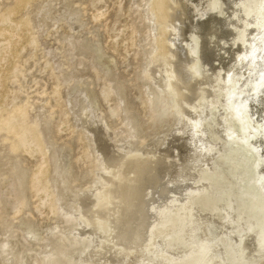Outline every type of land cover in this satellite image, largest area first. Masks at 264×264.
Returning <instances> with one entry per match:
<instances>
[{
	"label": "bare ground",
	"instance_id": "obj_1",
	"mask_svg": "<svg viewBox=\"0 0 264 264\" xmlns=\"http://www.w3.org/2000/svg\"><path fill=\"white\" fill-rule=\"evenodd\" d=\"M68 1L43 0L37 10L38 21L23 24L16 15L26 1L14 0L11 10L8 7L0 14V42L4 44L0 47L1 65L16 47L13 39L18 40L23 26L30 31L36 24L37 33L31 29L28 35L29 46L39 48L37 34L46 21L59 25L62 14L55 13L57 3L65 7L63 15L67 20L63 24L74 28L78 13ZM173 3L141 0L132 13L138 16L144 30L131 25L129 37L124 29L115 38L118 41L126 36L123 42L132 47L139 46L142 39L146 42L148 50H136L135 54L144 57L136 80L143 82L138 99L149 122L161 125L169 107L176 111L161 142L146 145L155 154H144L134 147L142 127L124 101L123 84L115 81H106L110 85H105L101 95L107 104L115 102L108 119L117 121L110 122V127L95 119L78 136V141L85 143L78 160L87 165L81 179H88L85 187H79L77 178L69 181L59 167L56 177H52L50 163L56 166V147L46 135L52 114L42 101V106L37 107L40 111L28 102L15 107L18 93L10 103L15 108L14 116L7 118L3 114L9 104H0V144L5 145L0 148L3 264L7 263L4 255L13 254V234H20L25 241L24 237L32 234L15 223L28 207L27 182L39 197L41 209H47L55 223L70 231V235H59L52 244L54 249L36 255L33 264H264V165L257 168L259 161L254 156L236 149L239 145L235 141H242V136L233 130L237 121L243 125L247 122L246 117L242 122L243 117L235 115V106L246 107L248 100H239L234 91L264 46V0ZM142 7L147 8L146 15L141 14ZM199 8L207 14L205 18L197 13ZM99 13L96 20L105 16ZM155 23L160 24L157 30ZM64 48L62 57L69 62L71 71L75 67L72 59L80 58L87 48L72 36L65 39ZM49 62L46 69H53ZM93 70L99 80L107 77ZM50 75L56 81L52 89L55 104L61 109L57 133L68 125L74 134L61 90L75 78L66 71L57 75L54 70ZM159 77L167 79L169 90L158 86ZM258 104L250 110L254 111L253 117L264 121V92ZM251 141H256L258 154L264 160V138L258 141L253 137ZM21 151L37 155L30 178L20 161ZM228 174L236 177L233 192ZM257 183L258 190L254 186ZM2 190L7 191L8 199L2 197ZM9 210L15 217L7 215ZM11 264H25L22 254L14 256Z\"/></svg>",
	"mask_w": 264,
	"mask_h": 264
},
{
	"label": "rangeland",
	"instance_id": "obj_2",
	"mask_svg": "<svg viewBox=\"0 0 264 264\" xmlns=\"http://www.w3.org/2000/svg\"><path fill=\"white\" fill-rule=\"evenodd\" d=\"M1 1L0 10H2V8L3 10L0 11V14L6 11L8 7L11 10V5L14 6V0ZM24 1H26L27 5L21 6L18 9L16 20L23 24L27 21L36 23V21H38V19H36L37 10L40 8L43 0ZM68 2L70 3V8L78 13L75 19L78 24L74 28H69L68 25L63 24V22L65 23L67 20L66 16L63 15L65 13V7L57 3L55 13L59 15L62 14L63 16L61 15L59 17L60 19L57 22L59 25H54V23L49 20L46 21L43 30L37 34L39 35L38 40L40 42V46L37 50H33L29 46L31 36H28L32 33L31 29H34V32L37 33V30L34 28L36 24L32 26L30 31H26L28 28L24 26L20 28L18 31V40L17 38L15 40L13 39V47L16 46L15 48L12 47L14 50L11 49L13 53L10 50L11 52L9 51L6 55V61L3 62L2 65L0 63V82L3 83L1 84L3 87L0 88V104L2 107L7 106V103L9 104L8 111L3 114L5 118L14 116L15 108L11 107L10 103L12 98L18 93L19 99L15 102V107L27 102L32 104L35 109L39 106L41 107L42 103L44 106L46 105L48 107L45 108L46 111L52 114V119L46 128V135L49 136L47 139L55 142L52 141V144L54 143L53 145L56 147L54 155L57 158V161L55 160L56 166L54 162L50 163L52 177H56L55 170L59 167L60 171L62 173L64 172V175L67 176L69 181H72V178H77L79 180V187H85L88 183V179H81L87 170V165L84 166L78 161L82 156L81 154H83L85 143L78 141V136L83 131L84 126L90 125L95 119L106 122L110 127H112L114 121H117L115 119H111L112 121L108 119L110 107L114 106L115 102L111 101L112 103L110 104L104 102L101 92L105 88V85L108 86L112 84L111 82L113 81L123 84L124 101L131 109L132 116L135 117L142 127L140 129L142 132L141 138L134 146L138 152L150 155L155 154V151L152 148L149 149L146 145L149 143L161 142L160 139L164 138L163 135L169 130V127L176 118V111L172 109V107H169L171 108L168 114L169 116L167 115L165 117L164 122L161 123V125H153V123L149 122L148 117L146 118L145 115L147 112L142 107L140 99H138L140 97L138 96L140 95V87H142L143 82L136 80L139 71L137 68L140 67L141 60H143L144 63V57L136 56L135 52L136 50L143 51L145 49L147 51L148 48H145L146 42H144L143 39L137 44L139 45L137 46L138 48L132 47L131 44L126 45L123 40L126 36L129 37L133 25L139 28L140 31L144 30V27L139 26L138 16L132 13L136 6L141 3V0H69ZM170 3L174 4L173 0H170ZM142 9L140 10L141 14L144 13L143 15H146L147 8L142 7ZM196 11L199 14L201 13L203 18L207 15L201 12L200 8ZM98 13L104 14L105 16L96 20L95 15ZM158 25L160 24L155 23L156 30ZM167 26L172 28L171 23H168ZM124 29L126 30V36L124 38L122 36V38L116 41V35ZM157 32L158 35L161 34L159 31ZM171 34H173V32H171ZM69 36H72L75 41L80 40L82 43L84 42L87 48L80 53V58L76 57L72 59V65L75 67H73L71 71L69 70L71 69L69 68V62L62 57L65 55V39ZM0 41H3V39L0 38ZM3 45L4 44L0 42V47ZM262 47L261 52H258L256 55V62L254 64H249L248 73H245L243 78L238 81L234 91V94L239 100L244 98V101L246 99L249 103V105H246V107L242 106V108L241 106H237L239 104L235 106V115L239 118L243 117L244 120H242V122L245 121V117L247 118V122H245L244 125L241 124L240 121H237V124L233 125L234 133L242 136V141H235V144L239 145L236 149L240 151V153L249 152L254 156V159L259 161L257 168L264 165V160L260 158L258 154V145L256 141H251V139L254 137L259 141V139L264 138V121H260V119L253 117L252 112L254 111L250 109L251 107L256 108L259 105V96L261 92H264V46ZM33 54L35 55L32 56ZM46 62L52 64L53 69H46ZM93 68L99 71L101 75H106L107 77L102 79V81L99 80ZM54 70L57 75L62 71H66L67 75L71 74V76L75 78L74 81H71L63 88V91L61 90L62 99H64V104L69 113L70 125L72 127L74 126V134H71L68 125L65 126L63 132L57 133L56 128L61 118V109H57L55 97L52 93L56 81L52 79L50 74ZM106 81H110V84ZM158 86L165 91L169 90V84L165 77H159ZM238 88L239 91L237 92ZM166 94L170 96L168 91ZM3 97L6 98L3 99ZM43 100H46V104ZM48 102L49 104H47ZM35 111L40 110L37 109ZM33 114L34 112H32V115ZM149 126L151 127L149 128ZM232 134L233 133H230L229 135ZM0 148H5V145L2 144L1 146L0 144ZM19 156L30 178L36 169L38 162L37 155L21 151L19 152ZM228 178L231 181L230 188L233 192L232 189L235 187L236 177L233 174H228ZM257 184H254V186L255 189L258 190L259 184ZM26 189L27 193L25 194V198L28 202V207L18 215L19 218L17 217L18 219H16L15 223L19 225H17L19 229H30V231H28L32 232V234L30 233L24 237L27 241H25L20 234H13L10 246L14 248V251L12 255H4L7 262H5L6 264H11L14 256L18 253H21L24 257L25 264H33L34 258L37 257L36 255L54 249L52 244L57 241L60 234L65 233L70 235L69 228H64L61 223H55L49 211L47 209H41L39 197L33 194L28 182ZM7 195V191L2 190V197L8 199ZM40 211H42V213L44 211V213L41 214ZM6 213L7 215L9 214L8 216L10 218L15 217V215H13L14 212L11 210ZM1 233L0 243L3 240ZM80 256L81 254L75 258L79 259ZM1 263L3 264V260L0 259V264Z\"/></svg>",
	"mask_w": 264,
	"mask_h": 264
}]
</instances>
